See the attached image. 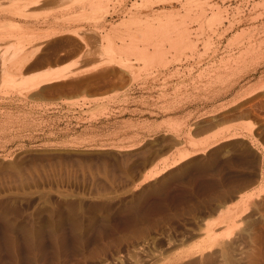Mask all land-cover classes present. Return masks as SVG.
I'll return each mask as SVG.
<instances>
[{"label":"rangeland","instance_id":"1","mask_svg":"<svg viewBox=\"0 0 264 264\" xmlns=\"http://www.w3.org/2000/svg\"><path fill=\"white\" fill-rule=\"evenodd\" d=\"M94 7L75 27L87 62L65 42L75 36L45 22L51 8L18 33L31 51L44 40L64 49L26 80L79 76L37 91L0 76V264H254L264 257V0Z\"/></svg>","mask_w":264,"mask_h":264},{"label":"bare ground","instance_id":"2","mask_svg":"<svg viewBox=\"0 0 264 264\" xmlns=\"http://www.w3.org/2000/svg\"><path fill=\"white\" fill-rule=\"evenodd\" d=\"M64 1H66V3ZM97 1L99 0H0V76L1 78L6 77L7 79H10V77L12 76H19L18 78L19 81L18 83H15L16 85L17 84L18 86H21V84L24 86L29 85L32 91H37L40 88V86H42L43 84L44 85L50 83L53 84L60 82L62 80L73 79V77L79 76L78 75L79 73L77 74V72L75 73V71H73L74 69L72 71L68 70L63 74L56 70L55 71L52 70L51 74L45 77L44 80L41 81L40 79L42 78L40 79L38 78L39 80L35 79L39 81V82L36 81L37 83L33 82L35 80L33 81L26 80L29 77L28 75L22 74L23 70L27 69L28 66H31L35 63L48 64L51 61L52 57L54 58V56H56L61 50L64 51V49L63 48L59 49L58 45L56 44L57 41L55 40H54L55 42H51V43L49 42L46 44L44 42L45 40L43 41L44 42L43 43L40 39L41 41L40 45H38L37 49L31 51L29 47L30 46L29 44H31V42L24 41L23 38L18 37V33L24 29L25 23L27 24L31 22L36 23L37 21H39L35 18V14H39L37 12L38 10H41L40 13H42L45 8L48 9L51 8L57 14L56 16L53 15L50 16L51 19H47V21L45 20V22H50L52 20L53 23L57 25L56 26L57 31L54 33V35H60L66 32L69 33L71 36H75L79 40V42L74 40L73 38H68L65 42L68 46L69 45L72 46V44L75 46L77 44L76 46L78 47V51L81 53L80 63L85 62L86 60H88V58H91L90 57L91 48L89 49V41L85 37H81V35L79 37V35L76 34L79 32V30L78 32H76L75 27H76V23L80 22L81 20H83L84 22H87V20L89 21L90 15H92L95 11L94 4ZM62 4H65V6L66 4H68V7L66 6L67 7L66 16L65 13L63 12L64 9L63 10L59 9V6L60 5L62 6ZM54 35H52V37L46 36L47 37L46 40L47 39H48L47 41L53 40L54 38H56ZM105 39L108 44V47H112L113 38H111V35L110 36L108 35ZM11 43L13 44L11 45ZM141 51L139 54L140 55L139 58L142 55L141 57L142 59L141 58L140 59L144 60L145 62H149L150 59L147 58L144 59L143 53H141ZM107 53L108 52L105 50V55H107ZM127 61L128 60L126 59V62ZM82 72L86 74V70L81 71V73ZM20 80H22V82ZM83 82H84L83 79L79 80L76 85L79 86ZM190 155H191L190 153H183L180 159L177 160L176 162H180L188 158V156L190 157ZM254 264H264V257L262 256L255 257Z\"/></svg>","mask_w":264,"mask_h":264}]
</instances>
